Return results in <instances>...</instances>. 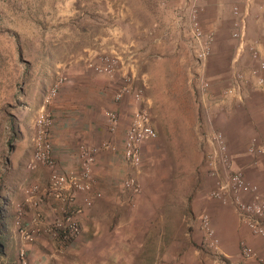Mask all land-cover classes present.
Segmentation results:
<instances>
[{"label": "rangeland", "instance_id": "rangeland-1", "mask_svg": "<svg viewBox=\"0 0 264 264\" xmlns=\"http://www.w3.org/2000/svg\"><path fill=\"white\" fill-rule=\"evenodd\" d=\"M173 1L0 0V183L5 206L13 205L7 227L11 236L0 239L4 264H19L21 251L28 264H42V258L45 264H264V238L253 235L232 207L212 196L215 182L227 180L234 171L264 194V156L246 151L252 137L264 142V129L247 130L251 124L242 133L237 124L224 128L228 99L246 109L255 95L263 96L248 82L243 98L224 99L235 71L247 73L251 64L247 52L233 61V10L247 14V42L260 46L248 27L264 19V0H219V9L214 0H176L177 6L171 7ZM114 37L123 45L143 43H134V75L115 81L116 91L102 100L98 81L110 82L125 65L113 52ZM205 40L210 53L199 66L196 52ZM225 43L231 54L223 59L226 63L218 59ZM105 57L112 64L110 72L100 71ZM127 78L141 90V99L125 96L134 111L119 130L120 116L113 106L120 101L114 96ZM202 83L208 85L206 107L199 95ZM138 110L146 111L156 137L141 144L139 167L133 170L123 153L126 131ZM42 112L50 117L47 138L59 172L79 169L82 146L97 150L91 166L93 192L101 196L79 217V237L65 245L43 227L33 240H23L15 226L25 190L36 186L41 192L49 181L50 170L43 165L27 168ZM106 112L117 115L114 131ZM202 132L222 134V155L207 157L212 148L203 144ZM103 144L110 148L103 149ZM132 171L140 192L129 201L123 182ZM9 195L16 203L6 202ZM60 208L59 202L45 199L38 209L23 208L22 221L28 225L41 214L43 224L53 222L61 217ZM204 217L214 231L216 249L205 240ZM79 242L84 246L79 248ZM242 246L252 251L251 259L243 258Z\"/></svg>", "mask_w": 264, "mask_h": 264}, {"label": "built area", "instance_id": "built-area-1", "mask_svg": "<svg viewBox=\"0 0 264 264\" xmlns=\"http://www.w3.org/2000/svg\"><path fill=\"white\" fill-rule=\"evenodd\" d=\"M234 22L232 23V38L236 42L234 63H236L243 52H247L251 65L247 73L235 71L230 80L229 87L224 93V99L228 97H244V83H250L248 86L255 88V91L261 92L264 96V57L260 51V47L256 42L248 43L247 39V21L246 13L241 12L238 8L233 10ZM199 33L196 37H198ZM208 41L212 40L211 35H207ZM205 42H207L205 40ZM210 42L204 45L202 50H197L196 61L199 66H203L210 53ZM103 67L100 71L110 72L112 66L107 57L102 59ZM237 64L233 65L236 69ZM239 73V74H238ZM127 78L125 84L116 92L114 99L121 101L125 96L132 95L136 101L141 99V90L133 88V85ZM56 86L50 91V96L55 95ZM208 85L201 84L199 86V95L202 98L203 107L208 103ZM111 131L115 130L117 125V115L113 112L105 113ZM50 127V117L47 114L39 115L36 122V135L33 140L35 149L32 157L27 162V168L34 170L37 165H43L50 170L48 184L41 192L36 186L27 188L24 192V202L22 207H16L15 226L18 235L23 240H33L40 235L42 227L49 233L54 240L62 245L68 244L77 239L81 233V226L78 221L83 211L91 207L94 200L99 198L101 194L93 192L94 179L92 176V164L95 160L96 149H90L82 146L79 149V169L61 173L56 169V162L53 152L48 143V130ZM156 137V132L151 126L150 118L145 110H138L134 113L130 126L125 134L124 142V159L127 164L137 170L140 163L139 148L145 140H152ZM201 139L204 145L211 146V152L207 157L212 159L218 155H222L225 149V141L220 132L201 133ZM103 149H109L108 144L102 145ZM247 154L253 157L264 156V142L258 138L252 137L247 146ZM210 175L218 178L213 170ZM216 186L212 196L232 207L237 214L241 224L247 227L250 232L260 238H264V194H262L256 184L248 182L243 173L234 171L227 180L219 178L215 182ZM123 192L127 199L132 201L136 194L140 192V185L136 174L132 171L123 182ZM45 199H54L61 205V217L55 221L43 224L41 214H36L28 225L22 221L23 208L38 209ZM202 227L205 230V240L209 243V247L215 248L217 241L213 239L214 231L209 226L207 217L202 220ZM205 241V242H206ZM241 254L243 258L251 259L252 251L247 246H242ZM19 264H28L23 256L22 251L19 253Z\"/></svg>", "mask_w": 264, "mask_h": 264}, {"label": "crops", "instance_id": "crops-1", "mask_svg": "<svg viewBox=\"0 0 264 264\" xmlns=\"http://www.w3.org/2000/svg\"><path fill=\"white\" fill-rule=\"evenodd\" d=\"M214 1H212L213 2V6L216 7V9H219L220 8L219 0H214ZM120 2L121 3H119V5L121 7H125L122 4L123 1H120ZM170 5H171V7H176L177 6L176 0L173 1L172 3H170ZM137 6H139V5H137ZM125 8H126V11H128L129 7L126 6ZM213 9L215 10V8H213ZM126 11H124V12H126ZM248 28H249L248 29L249 36L251 38H257V39H259L261 41L262 45L259 46L260 47L259 49H260V51H261V53L263 54V57H264V19L263 20L260 19V22L251 21L250 26ZM115 37L113 39V42H115L114 43L115 50L113 52H114L115 55L118 56V58L122 62L125 63V65H124V67L121 70H119V71H122V72H120L117 75H115L112 78L113 80H111L110 82L106 81L105 78H102L101 81H98V83H99L98 85H101L99 87L101 88V91H102L101 92V94H102L101 99L102 100H104V98H111L110 97L111 94L116 91L117 85H116L115 81L119 80L121 82L122 76L124 74H127V73L131 74V75H134L133 74L134 70H133V64L132 63H133V61H136L137 57H138L137 56L138 55V52H137L138 45L134 44V43H136L135 41H137V40H135V41L131 40L130 42L128 41V43L126 45L125 44L123 45L121 42L118 43L117 38H115ZM137 42L143 43L141 40H138ZM219 45H221V43ZM219 49H220V52L218 54V59L220 61H222L223 59L228 60V55H229V57L231 56L229 44L225 43L224 46H221ZM216 58H217V56H216ZM216 58H214V59H216ZM225 60H223V62L226 63ZM214 90H216L215 91V93H216V92L219 91V88H214ZM108 93H111V94H108ZM229 100L230 99L227 100L228 104L225 105V108H226L225 113L227 114L225 116L226 117V121L224 123V128L225 129H226V127L230 128L228 124H235V125L237 124L238 127L236 129H238V131L240 133H242L241 131H244V129H247L246 127L248 125H250V124L253 127H250L247 130L251 131V130H254V128H256V129L257 128L264 129V96H262L260 94L255 95L253 97V102L248 103L246 105V109H245V107L239 106V104L231 102ZM230 103L233 104L234 107L231 106ZM113 107L119 113V116H120V123H119L120 127H119V130H122V128H123L122 124L126 123L127 120L130 119L129 117H131V114L134 111V107H132L129 99L126 98V97H124L117 105H114ZM132 109H133V111H132ZM214 109H215V112H216V110L219 111V109H216V108H214ZM131 111H132V113H131ZM225 113H224V115H225ZM218 117L220 118L221 123H222L223 122V118H224L223 114L221 116H218ZM233 119H235V121H233ZM231 127H232L231 128L232 130H235V127H233V126H231ZM63 161H64V159H63ZM6 199H7L6 202H9V203H12V204L16 203V200H15L16 197H14L12 195L11 196L9 195V197H6ZM12 206L9 207L8 203H7V206H5V217L3 219V223L5 225H3L4 227L0 231V239L11 236V233L8 230L9 228L7 229V227L9 225V213H11V211H12L11 210ZM94 237H95V243H96L97 237L95 235H94ZM81 246H84V245L81 242H79V248ZM75 249L76 248H74V246H73V251ZM38 250H39V252L41 254H43L42 251H40L39 248H38ZM5 253H6V251H5L4 245L0 244V262L2 264L5 263L4 262V258L6 257ZM30 259L31 258H29V261H30ZM41 261H42V264H45V260L43 258H42ZM65 263L66 262H61V263L59 262L57 264H65ZM36 264H40V262L36 261Z\"/></svg>", "mask_w": 264, "mask_h": 264}, {"label": "trees", "instance_id": "trees-1", "mask_svg": "<svg viewBox=\"0 0 264 264\" xmlns=\"http://www.w3.org/2000/svg\"><path fill=\"white\" fill-rule=\"evenodd\" d=\"M10 131L13 134H16V127H15V123H11L10 124ZM2 184L0 183V229L3 227L4 223H3V219H4V209H5V200L2 197Z\"/></svg>", "mask_w": 264, "mask_h": 264}]
</instances>
